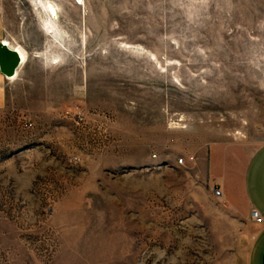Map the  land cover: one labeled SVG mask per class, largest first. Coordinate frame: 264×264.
<instances>
[{
    "label": "rangeland",
    "instance_id": "obj_1",
    "mask_svg": "<svg viewBox=\"0 0 264 264\" xmlns=\"http://www.w3.org/2000/svg\"><path fill=\"white\" fill-rule=\"evenodd\" d=\"M44 2L51 32L0 0L3 39L44 61L0 110V264H248L261 224L206 162L264 145V0Z\"/></svg>",
    "mask_w": 264,
    "mask_h": 264
},
{
    "label": "crops",
    "instance_id": "obj_2",
    "mask_svg": "<svg viewBox=\"0 0 264 264\" xmlns=\"http://www.w3.org/2000/svg\"><path fill=\"white\" fill-rule=\"evenodd\" d=\"M3 21L0 15V41L3 39ZM27 61V59H26ZM24 62L18 69L14 78L7 79L0 74V110L4 109L12 98V92L17 97L18 86L25 83V79L35 73L44 78V61ZM32 85V83H31ZM40 88L44 83H40ZM14 97V96H13ZM208 183L213 189H219L224 202L231 211L240 212L244 217H249L251 210H256L263 218L260 230L251 246L248 264H264V145L260 147L250 159L242 161L238 156L225 150L221 157L218 152L210 155L206 162ZM242 206L240 208L239 206Z\"/></svg>",
    "mask_w": 264,
    "mask_h": 264
},
{
    "label": "water",
    "instance_id": "obj_3",
    "mask_svg": "<svg viewBox=\"0 0 264 264\" xmlns=\"http://www.w3.org/2000/svg\"><path fill=\"white\" fill-rule=\"evenodd\" d=\"M21 65L22 59L17 50L0 41V74L5 78H14Z\"/></svg>",
    "mask_w": 264,
    "mask_h": 264
},
{
    "label": "bare ground",
    "instance_id": "obj_4",
    "mask_svg": "<svg viewBox=\"0 0 264 264\" xmlns=\"http://www.w3.org/2000/svg\"><path fill=\"white\" fill-rule=\"evenodd\" d=\"M35 5L36 6H40V8L45 11L44 13L47 15V28L49 30V32L54 30V24L52 22V19H55L57 17L56 11L54 9L53 6L49 5V3H45L44 0H35ZM4 43L9 46V44L7 42L4 41ZM11 47V46H9ZM13 49L17 50V52L19 53L21 59H22V64L25 62L26 60V53L19 47H14ZM9 79V78H7ZM12 79V78H11Z\"/></svg>",
    "mask_w": 264,
    "mask_h": 264
},
{
    "label": "built area",
    "instance_id": "obj_5",
    "mask_svg": "<svg viewBox=\"0 0 264 264\" xmlns=\"http://www.w3.org/2000/svg\"><path fill=\"white\" fill-rule=\"evenodd\" d=\"M193 160H194V157L190 156L187 159H182V158L178 159L177 163L180 165H184L186 163H191ZM213 195L218 199L222 198L221 192L219 189H213ZM250 218L255 224L263 223V218L260 216V214L256 210H251Z\"/></svg>",
    "mask_w": 264,
    "mask_h": 264
}]
</instances>
